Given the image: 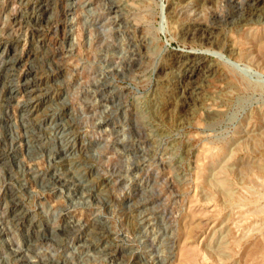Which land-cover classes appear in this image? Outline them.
Masks as SVG:
<instances>
[{
  "label": "rangeland",
  "instance_id": "obj_1",
  "mask_svg": "<svg viewBox=\"0 0 264 264\" xmlns=\"http://www.w3.org/2000/svg\"><path fill=\"white\" fill-rule=\"evenodd\" d=\"M244 3L0 0V264H264V17ZM65 145L86 193L51 183Z\"/></svg>",
  "mask_w": 264,
  "mask_h": 264
},
{
  "label": "bare ground",
  "instance_id": "obj_2",
  "mask_svg": "<svg viewBox=\"0 0 264 264\" xmlns=\"http://www.w3.org/2000/svg\"><path fill=\"white\" fill-rule=\"evenodd\" d=\"M244 2V1H243ZM71 3V2H70ZM72 4V3H71ZM185 4V3H184ZM241 4V3H240ZM42 5V4H41ZM164 5H163V9H164ZM245 7V8H244ZM44 8V7H43ZM115 9V10H114ZM43 10V9H42ZM46 10V9H45ZM111 10H113L115 13H118L119 12V7L117 6V5H112V7H111ZM164 11L165 12H167V10H166V7H165V9H164ZM238 15H240V18L238 19V20H242V21H250V20H252L253 18H256V20L257 19H261V18H263L264 17V0H245V3L243 4V5H240V7H239V9H238ZM68 14H74V13H76L77 12V6L76 7H74L73 5H71L70 6V8L68 9ZM40 15V14H39ZM173 16V15H172ZM175 16V15H174ZM38 18V17H37ZM238 18V17H237ZM235 20V19H234ZM227 21V20H226ZM259 21V20H258ZM257 21V22H258ZM69 22H70V20H69ZM240 22V21H239ZM244 22V23H245ZM262 22V21H261ZM67 23H68V21H67ZM73 23V22H72ZM71 23V24H72ZM241 23V22H240ZM249 23V22H248ZM246 24V23H245ZM72 27V26H71ZM198 29V28H197ZM206 29V28H205ZM194 30V29H193ZM200 30H201V28H200ZM199 30V31H200ZM205 31H208L209 32V30H208V28H207V30H205ZM195 32V31H194ZM194 32H192V33H190L189 34V36H193L194 35ZM203 32H204V30H203ZM211 34V33H210ZM196 35V34H195ZM187 37V36H186ZM204 39V38H203ZM210 39V38H209ZM217 41V40H216ZM210 43V42H209ZM207 52V51H206ZM3 54L5 53V49H4V51L2 52ZM213 54L214 53H212L211 54V57L213 56ZM216 54V53H215ZM252 55H254V54H252ZM221 56V55H220ZM205 57V53H196L195 54V60H193L192 62H193V64L195 65L194 67H195V69L191 72V74L190 75H188V77L186 78V85H184V86H182V89H183V91L185 92V91H189V89H192V91L194 92V89L196 90L198 87V85L196 86V84L198 83V80H199V70H201V68L204 66V62L202 61L203 60V58ZM253 57V56H252ZM251 57V58H252ZM255 57V56H254ZM261 57V56H260ZM192 58V57H191ZM23 59H25L24 58V56L22 57V54L21 55H19V57H16V58H13L11 61H9V62H7L6 63V67L8 68V69H11V71H12V69H14L15 67H19V66H21V63H22V61H23ZM187 59V58H186ZM254 60H256V59H254ZM209 61V60H208ZM192 62H191V64H192ZM188 63V62H187ZM186 63V64H187ZM208 63V62H207ZM260 63H261V61H260ZM188 65V64H187ZM206 66V65H205ZM189 68V67H188ZM205 68V67H204ZM35 74V73H34ZM185 74V73H184ZM29 78V77H28ZM37 78V77H36ZM13 81V80H12ZM27 81V85H29V86H26V91H25V96L26 97H28V99H29V103H30V105H28L27 106V110H26V113H25V115H24V118L23 119H25V120H27V121H29L30 119H31V117H32V114H33V112H34V108H36V107H38L37 106V104H35V105H33V103L37 100V101H40L41 100V92L43 91V89L41 88V83H43V81L44 80H41V78H37L36 80H34V82H30V81H28V80H26ZM14 82V81H13ZM200 83V82H199ZM17 84V83H16ZM184 84V83H183ZM45 85V84H44ZM12 86V85H11ZM15 86V85H14ZM17 86V85H16ZM32 86H35V90H32ZM181 87V86H180ZM179 90V89H178ZM16 91V90H15ZM39 92V94H37ZM14 93H16V92H14V90H12L9 94L11 95V97L12 98H16V96H17V93H16V96H15V94ZM19 93V92H18ZM36 93V95H34ZM20 94V93H19ZM186 94V93H185ZM9 95V96H10ZM13 95V96H12ZM188 95V94H187ZM186 95V96H187ZM20 97V96H19ZM10 98V97H9ZM11 98V99H12ZM17 99V98H16ZM16 99L14 100V101H16ZM28 99H27V103H28ZM48 101V100H47ZM50 101V100H49ZM10 102V101H9ZM38 103H40V102H38ZM19 104V103H18ZM22 106H23V104H22ZM30 106H33V109H31L30 110ZM26 109V108H25ZM24 114V113H23ZM54 114H57V113H54ZM63 114V113H62ZM63 117V116H62ZM56 119V118H55ZM63 121V120H62ZM5 122V121H4ZM61 122V121H60ZM64 128V127H63ZM261 134V133H260ZM260 134H258V135H260ZM262 136V135H261ZM264 136V135H263ZM262 139V138H261ZM13 140H16V142H18V140L19 141H23V139L21 140V139H18V138H15V139H13ZM24 141H26V146H27V151L28 150H30V151H32V149L31 148H33L34 146H32L31 145V142H32V140L31 139H28L27 138V136H26V138L24 139ZM21 146H22V144H21ZM21 146H18L17 147V149L20 151V153H22L21 152ZM30 151H28V153L30 152ZM77 154V153H76ZM54 157H56V158H60V160H61V162H63V164H62V167L63 168H65L64 169V172H62V173H60V174H57L56 172H57V170L54 172V174L52 175V178H51V183L53 184V185H61V186H68V185H73V186H76V187H78L83 193H86V192H88L87 191V188L88 187H90V185H84V183H83V180H82V176H78V175H75V173H74V170L77 168V165H75L76 164V162H75V152H74V149L73 148H71V146H68V145H65V146H62L61 148H60V150H58V151H56V153H54ZM68 159V161H66V162H64L65 160H67ZM263 168V167H262ZM259 170H261V169H259ZM263 172V171H262ZM71 173L74 175L72 178H70V175H71ZM35 180V179H34ZM33 180V181H34ZM37 180V179H36ZM35 180V181H36ZM40 181V180H39ZM26 182V181H25ZM24 182V183H25ZM23 183V184H24ZM26 185H29V184H26ZM26 185H25V187H26ZM33 186V185H32ZM24 187V188H25ZM27 188V187H26ZM54 188H57V187H54ZM138 192V191H137ZM17 197V196H16ZM15 198V197H14ZM13 198V199H14ZM18 199V198H17ZM20 201V199L18 200V204L17 205H19L21 202H19ZM25 201V200H24ZM14 202V201H13ZM16 203V202H15ZM23 204V203H22ZM19 207V206H18ZM15 208V207H14ZM18 209V208H17ZM20 209V208H19ZM25 209V208H24ZM22 211V210H21ZM19 217H20V219H22V220H26L28 217V215H29V213H28V210H24V211H22L21 213L19 212ZM18 215V214H17ZM16 218V217H15ZM2 219V218H1ZM3 220H4V218H3ZM15 221V220H14ZM13 221V222H14ZM19 221V220H18ZM20 222V221H19ZM14 224V223H13ZM16 224V223H15ZM15 225H13V227H14ZM22 226V225H21ZM30 226L31 227H33V226H35V228L34 229H36V231L38 232V233H40L41 234V236H44V237H46L47 235H46V233L44 232V231H42L41 229L42 228H40L39 229V227H38V225L36 224L35 225V222L34 221H30ZM48 226V225H47ZM50 226V225H49ZM48 226V227H49ZM51 227V233L52 234H59L58 232L59 231H61V233L62 232H67V231H71L72 229H74L75 228V226H70L69 224H65V225H63L59 230L57 229H55V228H53L52 226H50ZM71 227V228H70ZM17 228V227H16ZM21 228V227H20ZM49 229V228H48ZM3 230V229H2ZM5 233V232H4ZM36 236V235H35ZM90 236H92V235H90ZM38 237V236H37ZM40 237V236H39ZM48 238V237H47ZM42 239H43V237H42ZM45 239V238H44ZM12 241V240H11ZM9 242V241H8ZM15 242V241H14ZM10 243V242H9ZM91 244V243H90ZM15 245V244H14ZM13 245V246H14ZM18 246H20V245H18ZM17 246V247H18ZM63 246V245H62ZM23 247V246H22ZM13 248V247H12ZM14 249V248H13ZM76 249V248H75ZM87 249H89L88 247H87ZM110 249H111V247H105L103 250H101L102 252H109L110 251ZM23 249H21V248H19V250H17L16 251V255L17 256H21V254L22 253H24V251H22ZM78 250H79V248H78ZM112 250V249H111ZM15 251V250H14ZM110 253V252H109ZM113 253H114V251H113ZM15 254V253H14ZM13 254V255H14ZM108 255V254H107ZM115 255V254H114ZM16 256V257H17ZM112 258V257H111ZM144 258V257H143Z\"/></svg>",
  "mask_w": 264,
  "mask_h": 264
}]
</instances>
